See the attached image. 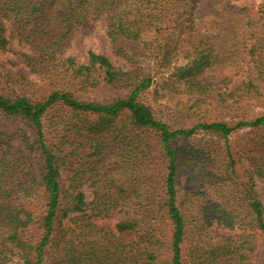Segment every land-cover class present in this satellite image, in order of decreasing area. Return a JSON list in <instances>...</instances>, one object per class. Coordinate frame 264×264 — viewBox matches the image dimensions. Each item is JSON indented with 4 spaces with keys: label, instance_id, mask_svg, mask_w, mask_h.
<instances>
[{
    "label": "trees",
    "instance_id": "16d2710c",
    "mask_svg": "<svg viewBox=\"0 0 264 264\" xmlns=\"http://www.w3.org/2000/svg\"><path fill=\"white\" fill-rule=\"evenodd\" d=\"M221 1L0 0V50L9 44L5 24L30 49L21 54L29 92H15L14 78L4 81L9 93L0 87V118L21 125L11 134L0 129V264H264L256 189L264 178V117L229 125L209 116L250 97L264 101V4L251 17L248 8ZM205 2L209 13H198ZM99 20L117 55L124 57L125 42L152 47L168 74L157 87L152 75L115 67L90 50L84 64L63 56L73 34ZM244 56L254 78L239 76ZM100 85L124 95L90 99ZM151 88L182 100L195 123L173 128L157 119L141 100ZM244 128L260 137L240 149L250 155L248 169L236 167L229 145ZM199 132L214 139L203 143ZM179 139L186 143L174 145ZM188 168L190 178L199 168L219 194L192 201L191 219L179 187ZM91 180L102 188L89 202L81 187ZM114 212L122 218L113 230L100 225Z\"/></svg>",
    "mask_w": 264,
    "mask_h": 264
},
{
    "label": "rangeland",
    "instance_id": "374dc122",
    "mask_svg": "<svg viewBox=\"0 0 264 264\" xmlns=\"http://www.w3.org/2000/svg\"><path fill=\"white\" fill-rule=\"evenodd\" d=\"M230 4L231 6H234L236 8H242L246 7L250 10L249 15L251 17L255 16V13L258 9V6L260 4H264V0H230L221 1L220 5L225 6L226 4ZM211 3L206 2L201 5L198 13H209L210 11ZM6 28V35L9 38V44L6 51L0 50V77L2 81H0V87L4 92L9 93L10 91L4 88L5 82L7 79H13L14 78V86H10L12 89H14L15 92L21 93L17 89H21L22 91L26 90L29 92V90L26 89V85L24 84L21 76H27L29 74V71L27 69L26 64L24 63V58L21 56L22 53H29L30 49L25 44L19 41L16 32L15 27H13L10 24H5ZM211 33L210 35H212ZM123 51H124V57L117 55L113 50V45L111 44L110 39L107 36V25L103 20L96 21L92 24L91 28L85 32L79 31L73 34V36L70 39L69 47L65 49L63 52V56H72L76 59V61L80 64H84L88 61V51H93L96 54L104 55L106 56L115 67H121L122 69H126L127 67L137 68L139 69L137 74L142 75H152L154 78L155 84L152 86V88L157 87V83L161 81L162 78H165L168 74L163 75L164 72L161 70L160 67H158L155 63V56L151 55L150 50L152 47H149L148 50L145 49H138L136 46L131 45L128 42H125L123 45ZM138 51V53L136 52ZM244 61V70L240 72L239 76H248L252 75L253 78L255 75L252 72V65L246 63L248 61V58L246 56ZM174 61V58L172 59ZM141 68V69H140ZM18 76V77H17ZM28 78V77H27ZM29 80L31 81H37V78L33 75H29ZM10 81V80H9ZM235 82L232 84L234 86ZM9 86V85H8ZM150 89V91L141 99L143 102H145L147 105H151L153 108V112L157 119L166 122L173 128H188L191 127L195 121L187 118V112H183L182 108L183 106L180 104L182 100L176 99L173 101V99L168 100V98H161L157 97L153 89ZM161 93L160 87L158 86V95ZM90 99H93L95 101H108L115 98H118L120 96L124 95L123 91L115 90L112 88L105 89L104 85H100L98 90L88 94ZM187 108V107H186ZM185 108V109H186ZM210 117L218 116V119L224 120L229 125H234L235 123L239 121H251L255 120L258 117H264V101L259 100L258 98H247L243 103H241L239 106H237L233 111L231 112H223L219 114V112H210ZM17 127H21V125H18L12 121H6L0 118V129L5 131L8 134H11L15 132ZM198 140L203 138L205 141L208 138H212L209 134L205 132H199L197 135ZM253 138V142L259 141V135L257 132H253L251 128H244L239 129L232 133L229 136V145L231 146V152L234 155V158L236 161L240 163V165H236L237 168L243 167V168H250V161H246L244 159L245 156H250L249 154L245 153V156H242V152L240 149L242 147H250L253 142L250 141V139ZM220 144L218 146L219 149H222L223 146V140H219ZM186 143V142H185ZM184 140H177L174 145H184ZM204 143V142H203ZM225 150V149H224ZM220 153L219 158L224 157L225 160H227V155L224 152L218 151ZM248 152V150H246ZM159 149H154L152 151V164L156 163V160L154 157H159ZM262 152L257 153L256 156H259L262 154ZM78 161V157H74V162ZM72 161V163H74ZM157 164V163H156ZM75 165V164H74ZM158 166V165H157ZM160 167V166H158ZM162 171V168H161ZM191 171L190 168L187 170H184L181 174L180 181H179V187H180V198L182 201L186 202L184 209L186 208V213H189L190 219L192 218L195 208L191 206V202L197 199H203L208 201L210 198H218L219 194L214 195L213 189H211L208 186V183H206L205 179L201 178V176L198 175V172L200 169L198 168L196 170V173L194 174L195 181L190 178L189 172ZM65 176L66 174L63 173ZM190 180V182H189ZM94 180H91L81 187V191L84 192L86 195L87 201L91 202L94 199V193L102 188L101 184L93 183ZM202 185V188L198 190V186ZM256 189L260 198V201L264 205V178L258 179L256 181ZM221 199V198H220ZM153 212V211H152ZM154 215L155 214L154 212ZM122 218V214H119L118 212H114L113 214H109V216L104 219L103 221H100V225H104L109 227L110 229H114L115 223ZM225 233H228V230H225ZM225 234V235H226ZM126 236L122 235L120 236L119 240L125 239ZM128 239H133V237H129ZM190 240V238H189ZM7 264H21L17 261L10 262ZM188 264V263H187Z\"/></svg>",
    "mask_w": 264,
    "mask_h": 264
}]
</instances>
